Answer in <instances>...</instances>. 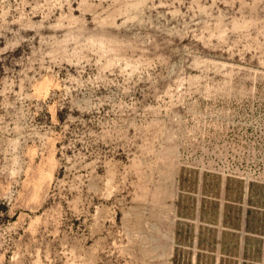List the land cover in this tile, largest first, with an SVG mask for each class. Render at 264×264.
I'll use <instances>...</instances> for the list:
<instances>
[{
	"label": "rangeland",
	"instance_id": "1",
	"mask_svg": "<svg viewBox=\"0 0 264 264\" xmlns=\"http://www.w3.org/2000/svg\"><path fill=\"white\" fill-rule=\"evenodd\" d=\"M245 189L264 0H0V264H239Z\"/></svg>",
	"mask_w": 264,
	"mask_h": 264
},
{
	"label": "crops",
	"instance_id": "2",
	"mask_svg": "<svg viewBox=\"0 0 264 264\" xmlns=\"http://www.w3.org/2000/svg\"><path fill=\"white\" fill-rule=\"evenodd\" d=\"M253 194L248 197L245 189L242 198L220 203L219 215L228 222H235L238 228L235 234L214 231L205 236L203 232L202 245H216L222 252H230L239 264H264V196ZM226 263L224 259L220 264Z\"/></svg>",
	"mask_w": 264,
	"mask_h": 264
}]
</instances>
